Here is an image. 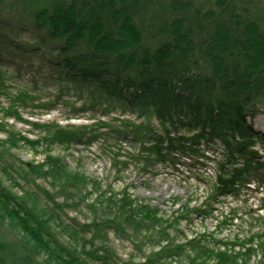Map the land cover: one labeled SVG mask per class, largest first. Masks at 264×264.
<instances>
[{
  "label": "trees",
  "instance_id": "obj_1",
  "mask_svg": "<svg viewBox=\"0 0 264 264\" xmlns=\"http://www.w3.org/2000/svg\"><path fill=\"white\" fill-rule=\"evenodd\" d=\"M21 4L31 19L33 40L22 43L12 32L0 30V102L3 97L8 100L1 107L4 115H16V101L26 100L24 90L14 94L8 84L16 53L42 50L47 78L95 92L96 99L107 103L101 101L102 106L118 105L141 120L109 127V133L101 135L105 141L110 132L115 140L133 139L146 145L145 160L152 154L172 164L180 158L209 159L204 152L218 147L219 156L212 160L216 194H235L248 184L264 186V158L255 149L258 140L264 145V135L248 122L264 114V22L249 12L245 0H21ZM149 113L161 127L158 133L142 120ZM67 127L40 125L41 141L71 143L86 126ZM19 140L30 146L40 143L7 130L6 138L0 139V160ZM134 159H139L138 153ZM22 165L27 175L49 180L65 202L85 187L83 178L71 174L57 156L46 154L41 163ZM99 186L93 180L97 194L88 205L91 222L80 228L69 225L74 236L92 234L93 246L86 250L82 245L81 253L93 263L158 264L181 255L185 246L200 264H249L255 253L246 243L221 248L196 239L175 243L168 226L148 204L123 193L105 196ZM42 192L55 202L48 191ZM0 210L1 218L7 217L24 234L22 251L13 264H34L32 254L39 250L47 251V258L53 257L56 264H88L75 248L54 240L48 222L27 206L24 197L1 185ZM108 231L134 244L141 235L154 232L160 243L142 262L118 263L105 244ZM257 251L253 264H264L263 237Z\"/></svg>",
  "mask_w": 264,
  "mask_h": 264
},
{
  "label": "rangeland",
  "instance_id": "obj_2",
  "mask_svg": "<svg viewBox=\"0 0 264 264\" xmlns=\"http://www.w3.org/2000/svg\"><path fill=\"white\" fill-rule=\"evenodd\" d=\"M245 7L264 22V0H245ZM30 28L31 19L22 8L21 0H0V30L12 32L22 43H32ZM45 56L42 50L28 54L21 52L16 53L13 61V78L17 80L12 78L8 81L10 91L24 90L26 100L24 103L16 101V115L7 116L1 107L8 100L2 98L0 139L6 138L7 130H10L17 137L38 139L40 143L30 146L17 141L9 154L0 160V185L11 194L24 197L27 206L48 222L56 242L75 248L81 261L97 264L81 253L82 245L86 250L93 246L92 234L74 236L69 227L80 228L91 222L93 213L88 205L97 194L93 189V180H96L100 184L99 191H104L105 196L119 197L123 193L138 203L148 204L161 217L163 226H168V232L172 235L170 239L175 243L187 244L196 239L212 248H221L227 243H246V248L250 246L255 250L249 264L257 260L258 242L261 237L264 238V186L248 184L235 194H216L213 188L215 164L212 160L219 156L218 147L205 151V157L209 159L201 157L200 163L180 158L172 164L160 162L152 154L150 159L145 160L144 156L148 154L145 151L142 153V147L146 145L133 139L115 140L113 136L116 135L110 132L105 141L101 135L109 133V127H119L122 121H125L124 124H138L141 120L136 114H129V111H123L115 104L103 105L109 108L104 109L100 104L103 100L96 99L95 92L76 90L47 78L42 67ZM90 94L93 97L91 101ZM142 120L148 123L153 132L160 131V125L150 113ZM248 122L258 131L264 125V114L249 118ZM51 123L68 129L70 127L67 125L86 127L82 130L84 133L71 143L41 141L43 132L40 125ZM255 149L264 158L261 140L256 142ZM136 153L138 160L134 159ZM46 154L59 157L71 174L83 178L85 182V187L69 195L71 198L66 202L64 196L56 194L57 190L53 189L49 180L34 178L20 169L24 162H43ZM112 158L120 160V163L113 165ZM42 190L54 196L55 202L47 199ZM153 233L141 235L136 240L137 248L132 240L108 231L105 244L112 250L113 259L118 263L142 262L145 256L157 250L160 243ZM23 235V230L7 217L0 216V244L3 246L0 261L14 263L15 256L22 251ZM185 248L187 250L181 255L159 260L158 264H200V260H194L187 246ZM46 253L39 250L32 254L34 264H44L48 259L47 264H56L53 257L47 258Z\"/></svg>",
  "mask_w": 264,
  "mask_h": 264
},
{
  "label": "bare ground",
  "instance_id": "obj_3",
  "mask_svg": "<svg viewBox=\"0 0 264 264\" xmlns=\"http://www.w3.org/2000/svg\"><path fill=\"white\" fill-rule=\"evenodd\" d=\"M261 129L264 131V125H263V126H261Z\"/></svg>",
  "mask_w": 264,
  "mask_h": 264
}]
</instances>
